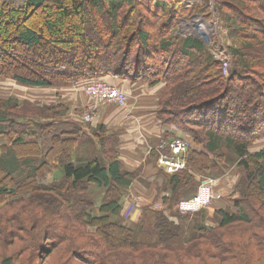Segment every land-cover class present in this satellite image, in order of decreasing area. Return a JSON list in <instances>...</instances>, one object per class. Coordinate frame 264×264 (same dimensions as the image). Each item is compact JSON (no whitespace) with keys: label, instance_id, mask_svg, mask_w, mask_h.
Wrapping results in <instances>:
<instances>
[{"label":"trees","instance_id":"obj_1","mask_svg":"<svg viewBox=\"0 0 264 264\" xmlns=\"http://www.w3.org/2000/svg\"><path fill=\"white\" fill-rule=\"evenodd\" d=\"M214 1L229 76L202 41L175 34L186 17L211 18L208 0H56L45 36L26 22L47 0H0V19L10 18L0 23L8 89L83 88L107 75L159 86L158 120L194 144L187 168L174 174L155 162L176 138L150 152L153 197L128 226L124 200L143 167L123 165L118 138L98 125L87 137L92 148L76 156L86 143L81 126L50 121L63 107L8 92V113L0 104V126L8 124L0 128V264H264V0ZM44 39L52 52L42 53ZM232 170L236 182L207 208L210 223L205 209L172 211L202 180Z\"/></svg>","mask_w":264,"mask_h":264},{"label":"crops","instance_id":"obj_2","mask_svg":"<svg viewBox=\"0 0 264 264\" xmlns=\"http://www.w3.org/2000/svg\"><path fill=\"white\" fill-rule=\"evenodd\" d=\"M99 81L123 90L128 96L126 104L118 106L103 102L96 103L91 98L83 95L79 86L55 89L24 88L19 90L30 92L29 97L38 105L63 107L64 112L55 115L50 120L51 122L62 121L78 124L81 126L85 137L90 139H92L91 130L96 129L98 125L105 127L107 131L114 134L118 138V153L123 165L130 170L143 167L141 179L128 189V195L125 199L133 195L135 191V195L139 193L141 203L149 202L153 197L155 188L150 180V176L153 174L149 160L150 152L157 151V148L162 149L163 141L171 139L170 136L181 138L183 134L175 131L170 126L162 125L158 120L157 109L161 90L159 86L134 85L129 81H120L111 75L103 76L99 78ZM93 106L95 109L92 112V121L90 123L83 122L82 115ZM168 135L169 138H166ZM193 148L194 144L190 149ZM155 167L160 169L157 161ZM215 180V188L224 193L233 186L237 178L236 175L230 176L227 173ZM196 190V188L190 190L187 197H193ZM166 193H170V191H166ZM163 195L161 194V196ZM212 217V212L207 211V216L204 218L205 224L210 223L209 220Z\"/></svg>","mask_w":264,"mask_h":264},{"label":"rangeland","instance_id":"obj_3","mask_svg":"<svg viewBox=\"0 0 264 264\" xmlns=\"http://www.w3.org/2000/svg\"><path fill=\"white\" fill-rule=\"evenodd\" d=\"M55 2H56V0H47V2L44 3V5L41 7V9H38V10H36V12H34V14L26 22V24L33 26L36 29L38 34L45 36L47 34V32H46L47 23L52 22V21H56V12L54 10ZM208 4H209L210 13H211L210 19L206 20V19H203L201 16L186 17V18L182 19L178 23V25L176 26L175 34H178L181 36H191V37H195V38L199 39L207 47H209V49L211 50V53L214 57H215V55H217L219 53H225V57L228 60L227 76H229L233 71V60H232V57L226 48L228 45V42L226 39L227 32L225 29L221 28V26L219 25V20H218L217 14H216L215 1L214 0H208ZM8 19H10L9 16L6 17V15H5L4 17H1L0 23L2 24L4 22L8 21ZM13 20L16 21L14 24H20V20H18L16 18H13ZM69 21H70L69 19H66L64 21V26H68V24L70 23ZM4 35L6 37H8V28H7V30H5ZM48 36H50V35H48ZM46 39H44L42 41V45L40 46V49L43 51L42 53H46V51L51 50V48L49 49L48 45L46 44L47 43ZM52 51L53 50H51V52ZM262 55L264 56V54H262ZM222 68H223V64H222ZM5 70H7V71H5L7 73L8 68H6ZM8 92L10 93L9 95H12V98L17 99L18 102H21L23 100H28L29 95H30V92L21 91L16 87H14L13 90L10 87L8 89V78L0 77V104L5 103V105H7V108H6L7 110H5L6 113H8ZM7 127H8V124H4V126H0L1 129H6ZM84 138L86 139V143L80 144L76 148L74 155H76V156L79 155L80 150L83 149L84 147H86V149L89 148V150L92 148L93 145L90 143V139H88L85 136H84ZM176 140L188 141L189 142V148L193 145V139L191 137H189L188 135H183L181 138H176ZM2 143H3V140L0 137V144H2ZM228 174L230 176L236 175V178L238 177L237 173L234 170L230 171ZM220 177L221 176L210 177V178L219 179ZM197 187L198 186H196V189H197ZM189 191L190 190L186 191L184 193V195L178 201L183 200V199H188L187 193ZM133 194H135V191ZM137 194L138 195H135V196H139V193H137ZM163 194L170 196V193L164 192ZM92 195L95 196L96 198H98L100 196V193L99 192H92ZM189 198H191V197H189ZM139 210H140L139 206H132L129 199L128 198L125 199L124 204H123V211H122L123 223H125V225L129 226L130 223H132L133 220L138 216ZM156 210H162V207H160V209H156ZM205 210L211 211L210 208L205 209ZM172 211L176 212V204L173 206ZM10 213L11 212H8V215H10ZM0 250H1V253L4 254L7 249H5V247H2V248H0Z\"/></svg>","mask_w":264,"mask_h":264},{"label":"built area","instance_id":"obj_4","mask_svg":"<svg viewBox=\"0 0 264 264\" xmlns=\"http://www.w3.org/2000/svg\"><path fill=\"white\" fill-rule=\"evenodd\" d=\"M196 0H183L186 7H191ZM215 58L223 64V73L227 75L228 60L225 53L215 55ZM88 98L94 102H103L107 104H114L124 106L127 102V94L120 88L106 84L103 82H94L80 89ZM95 107H91L82 115V121L90 123L93 119L92 112ZM163 148V147H162ZM168 154H160L157 159V165L161 170L168 174H174L183 171L187 168V152L189 149V142L185 140H173L166 145ZM216 180L206 178L200 182L196 193L193 197L178 201L176 204V211L181 215H193L204 209H207L212 203L219 201L222 198V193L215 188ZM169 195L164 194L161 198H167ZM129 201L132 206H139L141 204L140 196L131 195ZM154 209H160L161 204L154 203Z\"/></svg>","mask_w":264,"mask_h":264}]
</instances>
